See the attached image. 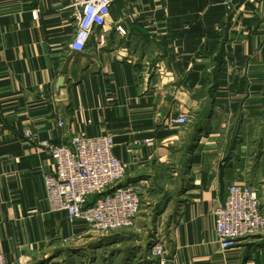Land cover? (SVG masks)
<instances>
[{"label":"crops","instance_id":"crops-1","mask_svg":"<svg viewBox=\"0 0 264 264\" xmlns=\"http://www.w3.org/2000/svg\"><path fill=\"white\" fill-rule=\"evenodd\" d=\"M77 16L73 0H0V255L157 264L160 241L166 264H264V231L223 250L214 217L232 184L256 186L264 211V0H115L80 54ZM27 130L55 146L113 136L141 194L132 231L53 211L55 164Z\"/></svg>","mask_w":264,"mask_h":264},{"label":"built area","instance_id":"built-area-1","mask_svg":"<svg viewBox=\"0 0 264 264\" xmlns=\"http://www.w3.org/2000/svg\"><path fill=\"white\" fill-rule=\"evenodd\" d=\"M115 0H73L78 10L77 25L70 48L83 53L91 38L106 23ZM117 30L125 35L122 27ZM189 116L173 124L186 125ZM62 127L63 122H59ZM25 136L48 149L56 172L46 177L51 209L66 212L69 218L82 222L92 231L108 233L131 229L141 210V194L135 185H122L127 165L114 155L113 136L90 138L85 133L74 135L69 144L55 146L38 140L27 130ZM218 243L223 250L234 248L241 240L264 231V211L259 189L249 184H232L223 202L214 210ZM150 255L157 264H166V250L153 241ZM0 264H8L0 255Z\"/></svg>","mask_w":264,"mask_h":264},{"label":"rangeland","instance_id":"rangeland-1","mask_svg":"<svg viewBox=\"0 0 264 264\" xmlns=\"http://www.w3.org/2000/svg\"><path fill=\"white\" fill-rule=\"evenodd\" d=\"M140 212H141V211H140ZM134 226H135V225H134ZM134 226H133V228H134ZM130 231H132V228H131V229H126V230H119V231L108 232V234H109V233H117V232H130ZM93 232L102 235L101 232H96V231H93ZM103 234H106V233H103Z\"/></svg>","mask_w":264,"mask_h":264}]
</instances>
